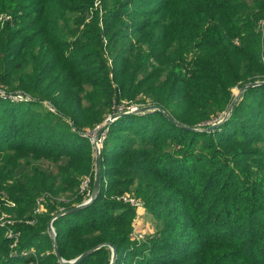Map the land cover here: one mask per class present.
Returning a JSON list of instances; mask_svg holds the SVG:
<instances>
[{
    "label": "trees",
    "instance_id": "trees-1",
    "mask_svg": "<svg viewBox=\"0 0 264 264\" xmlns=\"http://www.w3.org/2000/svg\"><path fill=\"white\" fill-rule=\"evenodd\" d=\"M264 0H0V264H264ZM235 92V91H234ZM52 111L35 114L34 106ZM107 129L100 191L85 134ZM29 110V111H28ZM246 114V115H244ZM86 183V187H83ZM142 202L156 233L131 240ZM9 230L13 233L9 234ZM33 250L26 256L23 251Z\"/></svg>",
    "mask_w": 264,
    "mask_h": 264
},
{
    "label": "water",
    "instance_id": "water-1",
    "mask_svg": "<svg viewBox=\"0 0 264 264\" xmlns=\"http://www.w3.org/2000/svg\"><path fill=\"white\" fill-rule=\"evenodd\" d=\"M259 86H264V82H254V83H249L247 85L242 86L241 88L238 89V93L236 94V96L234 97V99L232 100L231 104L229 105L228 109L226 110V112L223 114V117L221 119H219L217 122L211 124L210 126L204 127V128H190V127H182L185 130H189V131H193V132H203V133H209L214 131L215 129H217L218 127H220L223 123H225L231 116L232 111L236 105V103L238 102V100L240 99V97L242 96V94H244L247 90L259 87ZM152 111H159L162 114H164V116L172 123H175L160 107L158 106H143V107H133V109L128 110L126 112H121V113H117L116 115H112L109 118L106 119V121L103 123V125H101L93 134L92 137V145H93V149H95L94 151V158H95V169H94V179H93V188H92V194L90 199L82 204H79L67 211H63L60 214H58L57 216L53 217L49 222H48V232L50 234V236L52 237V243L55 244V233L53 231V222L62 216H67L69 214L75 213L81 209H84L85 207H87L91 202H93L95 200V198L97 197V195L99 194L100 191V150L98 148V141L101 137V135L107 131L108 127L115 122L117 119L124 117V116H128V115H138V114H144L147 112H152ZM177 126V123H175ZM110 248L111 251V260L109 264H114L116 257H117V252L115 250V248H113L110 245H107ZM96 248L89 250L88 252L82 254L81 256H79L78 258L72 260V261H64L61 259L58 250L56 249V246L54 245V254L56 255L57 259L62 263V264H76L79 261L83 260L84 258H86L88 255H90Z\"/></svg>",
    "mask_w": 264,
    "mask_h": 264
},
{
    "label": "built area",
    "instance_id": "built-area-1",
    "mask_svg": "<svg viewBox=\"0 0 264 264\" xmlns=\"http://www.w3.org/2000/svg\"><path fill=\"white\" fill-rule=\"evenodd\" d=\"M0 97L3 98V99H8V100H10L12 102H21V101L22 102H28L30 100L29 97L26 96V95L25 96L24 95H6L2 91H0ZM48 108H49L50 111L53 112V110L50 107H48ZM131 109H133V107L132 108H129L128 110H131ZM94 133H95V131L94 132H91L90 134H94ZM90 134L89 135L88 134H85V136L86 137L89 136L88 138L90 139V142L92 144V137H93V135H90ZM105 134H106V132H104L101 135V137H100V139L98 141V148H99V150L101 149V147L99 146V144L102 146V141L105 138ZM85 184L86 183H84L83 187H86ZM87 196H88V198L83 203L87 202L90 199L91 194H88ZM113 199L115 201H117V202H121V203H124V204H128L129 206H131V207L134 208L135 213H136L135 214L136 219H134V221L132 223L131 237H134L136 239L135 240L136 243H139L138 242L139 240H141V241L145 240L144 234L143 235H141V234L140 235H135V226L139 224V219L144 214V208H145L144 207V204L142 202L136 200V198H134L133 196H129L127 194H122V195L116 196ZM53 231H54V229H53ZM9 235L12 236V233L10 232ZM26 255L27 254H24V256H26Z\"/></svg>",
    "mask_w": 264,
    "mask_h": 264
},
{
    "label": "rangeland",
    "instance_id": "rangeland-1",
    "mask_svg": "<svg viewBox=\"0 0 264 264\" xmlns=\"http://www.w3.org/2000/svg\"><path fill=\"white\" fill-rule=\"evenodd\" d=\"M235 91V92H234ZM232 93H233V96L235 97L236 96V94L238 93V89H233V91H232ZM234 99V98H233ZM10 101V100H9ZM12 102V101H11ZM22 102V101H21ZM15 103H20V102H15ZM25 104H26V102H24ZM43 105V104H42ZM30 108H32V111L35 113V114H39V113H45V112H48L49 111V108H48V106L46 105H43V106H34V107H30ZM29 111V110H28ZM244 115H246V114H244ZM223 117V116H222ZM221 117V118H222ZM220 118V119H221ZM213 124V123H212ZM211 125V124H210ZM209 125V126H210ZM89 135V134H88ZM90 135H93V134H90ZM89 137V136H88ZM99 146L101 147V145L99 144ZM92 148H93V145H92ZM93 151H95V149H93ZM122 195V194H121ZM129 196H131V195H129ZM91 197V196H90ZM124 204V203H123ZM126 205H128V204H126ZM129 206V205H128ZM131 207V206H130ZM131 208H133V207H131ZM134 209V208H133ZM135 211V210H134ZM136 214V213H135ZM134 219H136V217L134 216ZM134 221V220H133ZM156 220L154 219V217L152 216V215H150L147 211H146V209L144 208V214L140 217V219H139V224L138 225H136L135 226V235H143L144 234V237H145V239H146V237H148V236H151V235H153L154 233H156ZM133 223V222H132ZM54 229V228H53ZM12 233V234H15V233H13L11 230H9V233ZM55 233V232H54ZM131 240L133 241V242H136L135 240V238L134 237H131ZM145 240H143V241H141V240H139L138 242V244H140V243H142V242H144ZM31 252H34L33 250H27V251H23L20 255L23 257L24 256V254H28V253H31Z\"/></svg>",
    "mask_w": 264,
    "mask_h": 264
}]
</instances>
